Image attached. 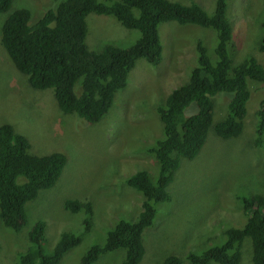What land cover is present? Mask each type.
<instances>
[{"label":"trees","instance_id":"trees-1","mask_svg":"<svg viewBox=\"0 0 264 264\" xmlns=\"http://www.w3.org/2000/svg\"><path fill=\"white\" fill-rule=\"evenodd\" d=\"M12 1L0 0V13L9 12L0 28V45L7 58L26 76L32 88H51L61 112L73 113L86 123H95L108 112L115 93L126 85L128 73L138 58H145L151 65L160 62L163 48L160 23L194 24L212 31V47H206L201 40L195 41L196 64L187 79L156 106L162 136L148 144L145 151L153 155L157 170L151 173L141 168L123 179L142 196L138 217L115 222L104 241L92 244L78 264H92L100 255L117 248L125 249L117 264H138L144 253L142 232L153 224L158 205L172 202L168 186L182 161L198 156L210 129L224 140L240 137L248 115L247 103L254 92H260L261 96L245 149L261 158L264 64L253 55H245L239 61L232 57L233 28L228 0H212L208 6L200 3L205 8L197 0H60L55 8H48L34 21H31V9H11ZM90 12L113 16L124 27L138 30L139 37L126 47L105 44L99 51L90 50L85 43L86 16ZM258 27L257 50L264 53V19L259 20ZM217 95L219 98L215 100ZM216 103H223L221 108L225 113L213 122ZM211 154V150L205 151L202 158L207 161ZM66 161L61 151L31 152L25 135L10 123L0 124V220L5 227L13 232L21 229L26 222V202L41 189L56 183ZM238 173L230 175L228 182L237 186L234 197L239 199L241 207L236 210L240 209L243 223L234 222L236 210L227 212L220 205L221 211L226 212L221 222H217L221 228L213 229L217 238L213 245L187 253L190 264H240L245 238L250 240L251 263L264 264V191L254 188L245 191ZM62 209L72 214L79 212L83 216V230L89 228L90 200L67 198ZM45 225L43 219L32 225L27 232V246L13 264H56L81 240L82 233L63 231L54 247L46 252ZM163 264L183 262L169 254Z\"/></svg>","mask_w":264,"mask_h":264},{"label":"rangeland","instance_id":"rangeland-1","mask_svg":"<svg viewBox=\"0 0 264 264\" xmlns=\"http://www.w3.org/2000/svg\"><path fill=\"white\" fill-rule=\"evenodd\" d=\"M59 1L13 0L11 9H31V21H34L48 8H55ZM197 1L204 6L212 4V0ZM228 3L233 26L232 57L239 61L245 55H253L264 64V53L257 50L259 20L264 19L262 0H228ZM8 13H0V28ZM86 24L85 43L94 51L105 44L126 47L139 37L138 30L124 27L111 15L90 12ZM159 33L163 45L160 62L151 65L145 58H138L128 73L126 85L115 93L112 106L95 123L61 112L52 89L32 88L0 45V124L10 123L25 135L31 152L61 151L67 158L56 183L41 189L26 202V222L18 232L11 231L0 220V264L18 260L19 252L28 243L27 232L38 219L46 224L43 239L46 252L54 247L63 231L82 233L80 242L56 263L78 264L92 244L104 241L115 222L138 217L142 196L123 179L141 168L151 173L157 170L153 155L150 154L152 158L145 151L148 144L162 136L156 106L187 79L196 64L195 41L201 40L206 47H212V31L198 25L167 21L160 23ZM74 89L76 93L79 91L78 83ZM260 96V92H254L248 100V115L240 137L224 140L210 129L198 156L182 161L168 186L172 202L160 203L153 224L142 232L144 253L138 264H163L169 254L180 257L183 264H190L187 253L213 245L217 238L213 229L221 228L217 223L221 222V216L241 207L239 199L234 197L237 186L228 182L233 173L239 172L238 181H244L241 184L245 191L253 188L264 191V151L259 159L245 149ZM218 98L219 95L215 100ZM222 104L214 106L213 122L225 113ZM210 150L211 157L206 161L202 157ZM67 198L91 201L92 216L87 230H83L85 225L79 212L72 214L62 209ZM220 205L226 211H221ZM239 210L233 220L241 225L244 218ZM250 251V240L245 238L240 264H252ZM124 253V248L114 249L100 255L92 264H117Z\"/></svg>","mask_w":264,"mask_h":264},{"label":"clouds","instance_id":"clouds-1","mask_svg":"<svg viewBox=\"0 0 264 264\" xmlns=\"http://www.w3.org/2000/svg\"><path fill=\"white\" fill-rule=\"evenodd\" d=\"M229 21H230V18H229ZM230 23H231V21H230ZM231 25H232V23H231ZM232 28H233V26H232ZM196 51V50H195ZM260 52V51H259ZM263 53V52H262ZM196 56H197V54H196ZM261 63V62H260ZM155 161V160H154ZM137 171V170H136ZM135 171V172H136ZM134 173V172H133ZM243 188H245V187H243ZM254 189H252V191H253ZM241 192H243V191H241ZM1 222H2V224H3V221L1 220ZM4 225V224H3ZM5 226V225H4Z\"/></svg>","mask_w":264,"mask_h":264},{"label":"bare ground","instance_id":"bare-ground-1","mask_svg":"<svg viewBox=\"0 0 264 264\" xmlns=\"http://www.w3.org/2000/svg\"><path fill=\"white\" fill-rule=\"evenodd\" d=\"M2 42V41H1Z\"/></svg>","mask_w":264,"mask_h":264}]
</instances>
